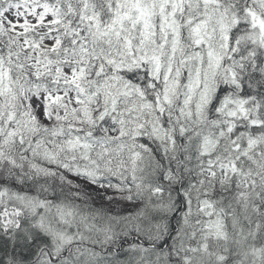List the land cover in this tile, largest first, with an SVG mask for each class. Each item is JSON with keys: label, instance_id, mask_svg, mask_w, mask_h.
I'll use <instances>...</instances> for the list:
<instances>
[{"label": "snow or ice", "instance_id": "1", "mask_svg": "<svg viewBox=\"0 0 264 264\" xmlns=\"http://www.w3.org/2000/svg\"><path fill=\"white\" fill-rule=\"evenodd\" d=\"M0 264H264V0H0Z\"/></svg>", "mask_w": 264, "mask_h": 264}]
</instances>
